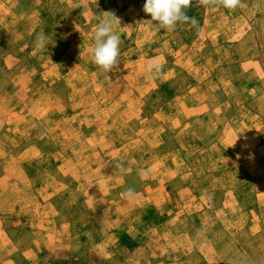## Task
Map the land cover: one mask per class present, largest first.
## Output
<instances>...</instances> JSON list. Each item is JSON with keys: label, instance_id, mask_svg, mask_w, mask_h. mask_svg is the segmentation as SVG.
<instances>
[{"label": "rangeland", "instance_id": "obj_1", "mask_svg": "<svg viewBox=\"0 0 264 264\" xmlns=\"http://www.w3.org/2000/svg\"><path fill=\"white\" fill-rule=\"evenodd\" d=\"M47 2L55 15L71 10L90 24L114 15L123 45L119 65L106 72L87 61L81 29L75 35L61 29L67 44L55 58L41 54L39 64L49 72L42 78L28 55L41 30L43 0H0V134L11 111L24 105L56 140L64 179L53 224L76 240L88 227L79 258L264 264V0H240L234 9L192 0L186 14L200 21L194 31L185 29L190 22L159 29L143 11L146 0ZM100 4L101 16L87 13ZM24 7L32 11L21 22L33 40L28 45L10 30L13 22L21 26ZM175 31L179 37L165 46ZM89 32L94 42L95 29ZM210 36L218 45L202 59L197 45ZM183 41L197 45L175 54ZM166 47L172 56L165 61ZM152 63L160 70L149 72ZM17 130L31 136L29 124ZM9 153L0 136V162ZM49 174H40L45 183L53 181ZM55 256L45 258L53 264L61 258Z\"/></svg>", "mask_w": 264, "mask_h": 264}, {"label": "crops", "instance_id": "obj_2", "mask_svg": "<svg viewBox=\"0 0 264 264\" xmlns=\"http://www.w3.org/2000/svg\"><path fill=\"white\" fill-rule=\"evenodd\" d=\"M47 1L43 0V5L40 7L41 18L39 15L38 20L42 26L39 34L41 32L48 34V44L53 46V49L51 51L46 50L44 53L41 50L40 53V49L35 47L30 50L31 52L28 55L29 60L37 67L42 78L43 76H48L49 72L42 69L39 64L40 60H42L40 59L41 54L42 56L45 54L46 57L53 56L52 58H55L54 55L58 54L67 44V41L61 39V29H66L72 32L73 35L77 34V30L79 29L83 31L85 50L89 51L87 61L91 63L93 59L90 49L93 46V39H91L89 31L95 29L97 23L90 24L71 10L61 14V16L65 14L67 16V20L63 21L64 18H61L60 14L55 15L57 13H54L53 7H50ZM55 1L58 3L60 0ZM102 8L101 4L100 6L92 5L89 7V11L86 12L91 15L101 16L103 12ZM24 10L19 11L23 14L19 18L21 26L17 28L13 22L12 26L10 25V30L18 32L20 38L19 44L28 45L33 40L27 36V30L21 22L27 21L32 11L28 12L26 7H24ZM194 18L198 23L200 22L196 16ZM214 23H209L207 28L212 29L215 26ZM198 27H200L198 24L196 26L190 24L185 29L194 31ZM201 28H204L203 22ZM172 36L179 37V31H175L165 39V46L169 44V38ZM16 42V40L11 39V43ZM33 44L35 46V42ZM194 44V42L191 43L189 41L181 42L180 48L182 49L175 54H179L187 47H193ZM215 45H218V41H215L212 36L206 37L205 40L200 41L199 47L197 45V53L203 59L202 56L206 49L213 48ZM122 47L123 45H120V49ZM171 54V51H167L166 47L164 54L165 61L167 57L171 59ZM201 58L200 60L203 61ZM54 61L58 62L61 60L57 59ZM1 74L0 70V76ZM27 124L30 125L31 136L21 137L19 133H16L18 131L17 128H21V126L23 127ZM34 126L37 127L35 122L29 119L26 107L19 105L11 111L4 121L0 134L1 140L10 151L0 162V223L3 224V228H0V264H52L45 258L50 255H56L55 258L61 257L59 258L60 261H57L58 258L55 259L53 264H84L79 255L85 252L84 249L89 242V238L86 235L88 227H85L81 231L80 239L76 240L77 237L75 236L60 233L58 229L60 227L53 224L57 216L61 215V209L59 208L60 201H58L60 200L59 191H61L59 190V185L63 182L61 179H64V177L61 172V165L63 166V164H60L57 160V156L60 155V148H56L53 143L56 140L52 136L50 139L43 134V131L38 127L35 129ZM44 160L48 162V169L44 167ZM45 173H50L49 175H51L53 180L51 183H45L41 179L40 174L44 175ZM66 182L67 184L63 185L67 189L74 187L73 183H71L72 181ZM43 190H46L44 191L47 193L46 197H44ZM33 191L37 192L36 196H29V192ZM19 193L20 195H18ZM48 211L51 214H48ZM44 212L49 217H44ZM60 238L69 243L68 249L61 247ZM76 243L80 244L78 249H74Z\"/></svg>", "mask_w": 264, "mask_h": 264}, {"label": "clouds", "instance_id": "obj_3", "mask_svg": "<svg viewBox=\"0 0 264 264\" xmlns=\"http://www.w3.org/2000/svg\"><path fill=\"white\" fill-rule=\"evenodd\" d=\"M192 0H146L143 5V11L150 15L151 21L156 22V26L162 30H169L178 23H191L193 26L198 24L194 17L186 14V9L190 7ZM210 3L219 5L226 9H234L240 4V0H198V6H207ZM112 20L116 18L112 15ZM112 20L98 17L95 25V35L93 47L91 49L93 62L103 71L111 72L117 68L120 63V45L121 38L113 31ZM49 36L41 32L38 34L35 46L39 49L48 48ZM159 71L160 66L152 63L148 71ZM132 196V190L127 192Z\"/></svg>", "mask_w": 264, "mask_h": 264}]
</instances>
